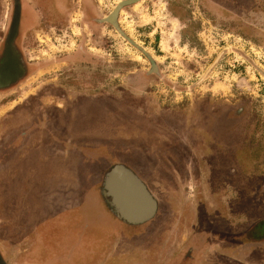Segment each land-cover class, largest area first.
Segmentation results:
<instances>
[{
    "label": "rangeland",
    "instance_id": "obj_1",
    "mask_svg": "<svg viewBox=\"0 0 264 264\" xmlns=\"http://www.w3.org/2000/svg\"><path fill=\"white\" fill-rule=\"evenodd\" d=\"M89 1L113 21L92 33L67 0L63 30L28 38L45 62L77 48L97 60L72 63L68 96L41 84L60 61L0 96L6 133H24L0 162L2 263L264 264L249 236L264 223V0ZM12 6L0 0V30ZM53 106L68 113L49 125ZM116 165L155 198L144 230L106 203Z\"/></svg>",
    "mask_w": 264,
    "mask_h": 264
},
{
    "label": "flooded vegetation",
    "instance_id": "obj_2",
    "mask_svg": "<svg viewBox=\"0 0 264 264\" xmlns=\"http://www.w3.org/2000/svg\"><path fill=\"white\" fill-rule=\"evenodd\" d=\"M67 5V0H18V3H16V0H13V15L9 22L5 20V24L0 30L1 99H8L12 96L19 99L18 95L20 94L21 89L26 85L25 82L27 79L44 66H49L51 61L62 62V66L60 65L61 72H59L57 77L54 76L53 78L44 80L41 83L43 85L42 88H47L49 93H52L54 96H56L57 93L60 98H63L68 94L66 88L72 82V63L88 67L94 66V62L97 60L86 62L87 60L84 61V59H81V57L85 55V52L80 48H77L69 56H62L58 60L53 58L46 62L43 58L38 56L32 57L30 55L31 52H34L29 51L28 38L30 31L34 30L35 26H38V29L41 31L52 30L53 33H55L56 30H63L60 25H63L67 19V14L64 10ZM80 8L85 15L84 22L87 25V28H90L92 33L98 32V20L103 18H97L94 16L92 4H90L89 0H81ZM0 12L3 13V10H0ZM4 12L7 11L5 10ZM115 14L116 12L114 11L109 15V19L104 18L103 20L113 21ZM5 16L7 17V15ZM63 28L65 29V27ZM54 71L56 70L54 69ZM38 87L39 86L35 85L32 88L35 89ZM57 87H59L58 91L56 89ZM8 102L9 101L6 100L4 104H7ZM63 108L64 107L62 106L61 112H59L57 111L56 106H53L52 108H48L46 112H42L47 113L48 121L50 122L49 125H53L51 123L53 118L56 119L57 116L68 113L66 110H63ZM18 110L19 114L22 111V106H19ZM0 111L3 110L0 109ZM6 112L7 111H4L3 113ZM17 117L18 119L21 118L19 115ZM21 119H23V117ZM0 131L2 132L0 134V162L4 163L12 155L13 149L11 148L14 147V144L21 141V137L24 136V133L21 132V134L17 136H15V132L12 131L6 133L7 130L4 123H0ZM111 170L105 174L106 177L104 178L103 188L101 187L100 189L104 195L106 194L105 200L107 205L109 204L108 206L112 211V214L117 217L123 225L133 228L136 231H141L150 227L149 223L156 214V201L154 196L148 190L144 182H142L132 171L130 172L135 179L138 180L149 193V200L144 199L139 193L134 192V190L138 188V185L130 180L125 172V168L122 169V171H115V173L110 175L109 173ZM109 178H112V181H110V186L108 188L107 182ZM112 201H114V203ZM152 203L154 205L152 214L143 219L137 218L139 212L145 213L150 210ZM119 208L123 211V214L120 212ZM164 217L165 215H163V218ZM257 228L259 229L250 230L249 236L251 238H256L257 240L264 238V223L261 222Z\"/></svg>",
    "mask_w": 264,
    "mask_h": 264
},
{
    "label": "water",
    "instance_id": "obj_3",
    "mask_svg": "<svg viewBox=\"0 0 264 264\" xmlns=\"http://www.w3.org/2000/svg\"><path fill=\"white\" fill-rule=\"evenodd\" d=\"M122 169H124V168L121 167V166H115V167L112 168V170H111V172H110L109 174L111 175L112 173H115V171H122ZM125 172H126V174L128 175V177L130 178V180H131L132 182H134L135 184L138 185V188H137L136 190H134V192H135V193H136V192L139 193L144 199L149 200V199H150V195H149V193L145 190L144 186L141 185V183H140L138 180L135 179V177L133 176V174H132L129 170L125 169ZM110 179H111V180H110ZM110 181H112V178H109V179H108V182H107V186H108V188H109V186H110V185H109V184H110ZM107 193H108V191H107ZM112 200H113V198H112ZM112 202L114 203V201H112ZM153 209H154V205H153V203H152L150 210H148V211L145 212V213H143V212H139V216H138L137 218H139V219H143V218H146V217L150 216V214H152ZM119 210H120V208H119ZM120 212L123 214V211H122V210H120ZM124 216H125V215H124ZM0 264H3L1 258H0Z\"/></svg>",
    "mask_w": 264,
    "mask_h": 264
}]
</instances>
